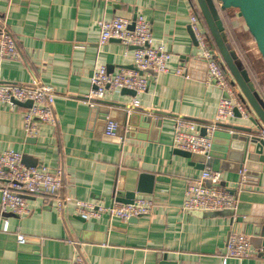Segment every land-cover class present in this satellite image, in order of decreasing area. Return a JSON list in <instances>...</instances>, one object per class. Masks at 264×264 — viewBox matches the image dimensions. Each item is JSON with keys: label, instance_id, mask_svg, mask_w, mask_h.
<instances>
[{"label": "crops", "instance_id": "crops-1", "mask_svg": "<svg viewBox=\"0 0 264 264\" xmlns=\"http://www.w3.org/2000/svg\"><path fill=\"white\" fill-rule=\"evenodd\" d=\"M193 8V0H0V18L21 55L17 61L0 60V83L40 85L57 96V123L37 121L33 136L25 131L23 105L0 104V154L16 150L26 166L60 173L64 183L57 197L27 196L30 213L25 217L2 212L0 194V264H73L77 244L86 264H156L159 254L177 264H264V173L248 178L221 171V187L238 198L235 212L182 209L187 180L201 175L207 159L194 155L189 160L172 150L174 122L183 118L210 125L225 97L205 81L206 65L189 24ZM137 14L150 22L154 47L164 46L172 54L171 68L182 66L191 77L157 75L136 98L137 105L130 95L108 94L103 102L148 110L154 122L134 132L141 139L121 146L115 136L100 132L99 116L85 101L97 64L111 73L133 67L131 48L116 40L99 45L98 23L117 17L133 21ZM233 27L248 31L239 17ZM252 78L264 99V80L256 74ZM236 126L251 124L235 116L226 125ZM142 174L153 176L152 193L137 195L154 202L149 216L124 222L108 216L85 221L76 215L77 200L111 206L126 191L136 190ZM231 233L247 236L256 254L224 262ZM20 235L26 243H19Z\"/></svg>", "mask_w": 264, "mask_h": 264}, {"label": "built area", "instance_id": "built-area-1", "mask_svg": "<svg viewBox=\"0 0 264 264\" xmlns=\"http://www.w3.org/2000/svg\"><path fill=\"white\" fill-rule=\"evenodd\" d=\"M193 2L195 9L193 8L191 11L189 24L197 42L199 58L206 65L205 81L208 84L216 85L225 93V97L221 98L214 122L210 125L177 118L174 122L172 150L190 152L208 160L213 145V136L218 128L229 124L236 114L243 119H248L250 111L232 76L212 47L196 0ZM133 23L134 29L131 30L129 27ZM98 25L100 28L99 45L104 46L108 42L116 40L125 48H131L133 67L111 73L105 66L97 64L91 77L92 89L85 101L90 107H96L97 101H102L108 94L121 93L124 89L136 93L133 104L137 105L136 98L148 91L151 83L156 81V76L159 74L173 73L187 79L191 77L189 70L182 66L175 70L171 68L173 56L164 46L154 47L151 24L142 14H137L133 21L117 17L112 21H101ZM252 52L259 53L256 47L252 49ZM20 56L14 36L0 18V60L17 61ZM148 71H152L153 74ZM56 97V94L45 90L40 85L25 86L0 83V104L32 102V107L26 109L24 115L25 131L28 136L38 133L37 121L53 125L57 123L53 110ZM12 106L16 108L15 104ZM115 128L116 124L110 121L105 135L113 137ZM202 129H205V135L201 134ZM221 181L222 174L214 172L211 168L203 170L198 178L187 180L183 211L214 212L224 209L237 211V196L226 192L221 187ZM245 183L244 178L241 186ZM62 187L60 173H52L47 168L26 166L23 162V154L16 150L9 149L0 154L2 212H12L20 217L28 216L30 209L27 196L57 197ZM153 207L154 202L143 195L136 196L132 204L115 203L111 206H103L92 201L77 200L75 202L76 215L85 221L99 220L103 216H108L110 220L128 222L131 218L149 216ZM57 210L63 211L62 201H59ZM5 229L8 230L7 224ZM18 241L24 244L27 239L20 235ZM255 254L256 250L247 236L230 234L225 248L224 262L231 259L251 258ZM73 264H86L78 244Z\"/></svg>", "mask_w": 264, "mask_h": 264}, {"label": "water", "instance_id": "water-1", "mask_svg": "<svg viewBox=\"0 0 264 264\" xmlns=\"http://www.w3.org/2000/svg\"><path fill=\"white\" fill-rule=\"evenodd\" d=\"M196 3L205 26L214 41L217 49L215 52L232 76L243 101L248 105L250 117L247 120L251 124V126L231 128L226 127V125L220 126L213 136V145L209 152L210 159L201 165V169L211 168L214 172L243 173L244 177L259 178L261 173H264V99L259 94L247 70L244 66H240L241 62L230 50L224 35L220 12L238 11V17L244 20L249 33L256 42L259 54L264 59V0H196ZM129 28L133 30L134 23ZM192 36L194 37L193 33ZM148 73L153 74L152 71H148ZM121 93L130 95L132 98L136 97V93L131 90L124 89ZM16 104L23 105L26 109L32 107V102L24 104L16 102ZM99 104L114 107V110L108 107L93 108V110L95 109L93 114L99 116L98 120L102 126L99 128L100 132L105 135L108 123L115 121L114 136L121 146L124 145L125 140L141 139L140 136L135 137L134 132L142 133L154 123L149 115L151 114L150 111L142 110L131 104L97 101V105ZM236 116L241 118L238 114ZM201 134L205 135V129L201 130ZM175 152L189 160L194 157L190 152L181 150H175ZM152 180L153 176L142 174L136 190L126 191L124 196L116 198L115 202L132 204L138 194H151L152 184L150 182ZM63 184L62 181V186ZM229 193L235 194L232 191ZM137 220L138 218H131L129 221L135 222ZM156 264H177V262L169 261L168 255L159 254Z\"/></svg>", "mask_w": 264, "mask_h": 264}, {"label": "trees", "instance_id": "trees-1", "mask_svg": "<svg viewBox=\"0 0 264 264\" xmlns=\"http://www.w3.org/2000/svg\"><path fill=\"white\" fill-rule=\"evenodd\" d=\"M220 16L223 22L224 35L227 43L230 45V47L238 57V60L247 70L252 82L256 85L255 81L252 78V74H256L258 78L264 80V59L261 57V55L260 58H257L252 53V48L256 47L255 40L253 39L249 31H239V29L233 27L234 21L238 19L237 12L228 13L227 11H221ZM240 19L243 20L242 18ZM204 27L206 29L212 47L217 51L214 41L212 40V37L207 27L205 26V23Z\"/></svg>", "mask_w": 264, "mask_h": 264}, {"label": "rangeland", "instance_id": "rangeland-1", "mask_svg": "<svg viewBox=\"0 0 264 264\" xmlns=\"http://www.w3.org/2000/svg\"><path fill=\"white\" fill-rule=\"evenodd\" d=\"M233 12H237V10H234ZM259 54V53H258ZM260 55V54H259ZM200 159H204V157H201Z\"/></svg>", "mask_w": 264, "mask_h": 264}]
</instances>
